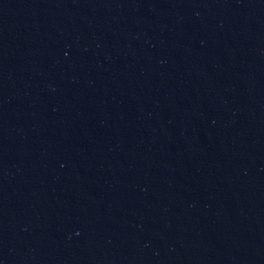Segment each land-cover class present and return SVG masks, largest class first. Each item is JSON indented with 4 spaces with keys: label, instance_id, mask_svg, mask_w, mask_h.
Instances as JSON below:
<instances>
[{
    "label": "water",
    "instance_id": "95a60500",
    "mask_svg": "<svg viewBox=\"0 0 264 264\" xmlns=\"http://www.w3.org/2000/svg\"><path fill=\"white\" fill-rule=\"evenodd\" d=\"M0 264H264V0H0Z\"/></svg>",
    "mask_w": 264,
    "mask_h": 264
}]
</instances>
